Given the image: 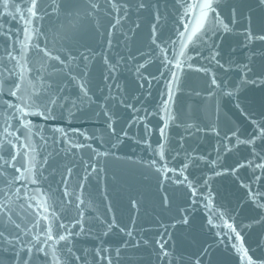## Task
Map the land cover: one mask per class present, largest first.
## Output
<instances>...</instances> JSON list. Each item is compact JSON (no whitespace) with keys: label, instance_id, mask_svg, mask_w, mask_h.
<instances>
[{"label":"water","instance_id":"water-1","mask_svg":"<svg viewBox=\"0 0 264 264\" xmlns=\"http://www.w3.org/2000/svg\"><path fill=\"white\" fill-rule=\"evenodd\" d=\"M198 2L39 0L26 25L15 8L26 12L30 0L7 9L0 0V232L12 241H0V264H247L238 249L264 261V209L249 198L251 188L264 204V169L255 168L264 160L253 154L264 157V139L250 147L232 136L264 126V85L245 82L264 72V42L247 39L264 34V6L214 0L205 34L182 56L198 16L185 11ZM33 92L65 98L55 119L9 107ZM48 225L56 239L44 243ZM157 241H167V256Z\"/></svg>","mask_w":264,"mask_h":264},{"label":"snow or ice","instance_id":"snow-or-ice-1","mask_svg":"<svg viewBox=\"0 0 264 264\" xmlns=\"http://www.w3.org/2000/svg\"><path fill=\"white\" fill-rule=\"evenodd\" d=\"M10 3V0H2V6L3 8L7 9L8 8V5ZM39 3V0H30V3L28 4L27 6V9H26V12H22L21 9L19 7H16L15 8V11L17 13H20V18L21 20H23L25 22L26 25H31L32 24V20L34 18H37L38 15H39V12H38V8H37V5ZM213 3H214V0H203V2H198V3H195V4H189L186 11H185V15H188L189 13H191L193 10H198V16H197V19L195 21V26L193 28H191L190 32L188 29H186L185 31L186 32H189V34L184 38V40H182L181 44H182V50H181V53L180 55H184V51L183 49L184 48H187L188 46V43L190 42H193V37H196L199 35H203L205 34V25H206V22L207 23H211V19H210V14L212 13H215L216 10L215 8L213 7ZM258 4L261 5V6H264V0H258ZM139 7L140 8H144L145 7V4L144 3H140L139 4ZM15 18V17H14ZM119 22V21H117ZM215 22L217 24L221 23L220 19H219V16L218 14H216L215 16ZM224 29L226 31H230V29L228 28V25H223ZM31 28L30 27H26L25 28V33H26V37H25V40L26 42L22 45V52L26 55L28 50H29V43L31 41ZM183 35V34H182ZM247 39L249 41H261V42H264V34H260V35H253L252 32H248L247 33ZM109 44H111V41H109ZM34 47L37 48L38 51H44V50H40L39 49V45H35ZM44 55H47V56H50L51 54L48 53L47 51H44ZM9 57L13 60L16 59L15 56H12L11 53H9ZM54 59H57V60H60V57H53ZM85 59H87V57H84ZM213 59H215V55L212 57ZM61 63H63V61H60ZM170 63V61H169ZM141 67H143V65H141ZM175 67L176 69H181L182 68V62L177 60L176 64H175ZM189 67H191V65H189ZM245 69L247 70V72H252L253 69L251 67H249L248 65H245L244 66ZM109 69H110V72H115L116 71V67L113 66V65H109ZM26 71H30V69H28L26 67V65H21V72H26ZM137 71H139V69H137ZM0 75H3V73H0ZM107 79V77H106ZM179 72H173L172 73V79L169 83V92H168V101L169 103L165 105V111L168 112L169 111V108H170V102L173 100V85L174 84H177L179 82ZM246 83H250V84H253V85H264V72H260V73H257V78L256 79H251V80H245ZM216 81L213 80V84H215ZM111 87V86H109ZM117 88H119V85L117 84L116 85ZM80 88L81 90L83 91V94L84 96L86 97L88 95V92H87V89L85 88V85L84 84H80ZM20 91V84L17 83L15 85V90L12 91L10 94L12 96H17V93ZM228 95H232V93H228ZM65 98L64 97H49L47 94H44L43 96L41 95V93L39 92H33L32 95H30L24 102H23V107L19 106V105H9V107H16V110L20 113H22V116L23 117H27V116H30V115H36V116H40L44 119H55V117L52 115V112H53V108L59 106L61 108L64 107V104L63 103H58L59 101H64ZM66 102V101H65ZM76 104L75 102H73V107H75ZM255 123V121H254ZM23 128L25 129H28L29 133H31V130H32V121H29V120H25L23 125H22ZM165 127H167V125H165ZM199 130V129H198ZM5 131H7V129H5ZM57 131H61L63 132L62 129H57ZM215 131V130H214ZM9 135H12V133H8ZM66 135V133H65ZM161 135L163 136L164 135V129H161ZM217 135H219V133H217ZM232 136L233 137H237V144H243V145H248V146H253V145H256V142L257 140H262L264 139V126H262L260 123H255V134L247 139H240L238 136H237V133L234 131L232 133ZM30 138V137H29ZM41 139H43V137H41ZM9 145H11V141H8ZM76 147H82L83 145H75ZM0 147H3V144H0ZM12 147H15L14 145H12ZM27 147V145H26ZM163 147V146H161ZM253 154L257 155L258 158L264 160V157H259V154L258 153H255V149L253 148ZM16 155H19L18 153ZM16 155H14L12 157L13 160L16 159ZM253 166L252 165V162L249 161L247 163H241L239 165V167L243 168V167H251ZM255 168H258V169H264V163H259V164H256L255 165ZM29 172L31 171V169H27ZM17 171H19V169H17ZM93 171H95V169H93ZM235 171V169H234ZM69 172H71V169H69ZM217 175H220L221 173H216ZM257 180L260 179L259 176L256 177ZM32 183H37V180L35 178L32 179ZM19 191V190H17ZM249 193H250V200H253L254 203H256V206L258 208H261V209H264V204L262 203H259L257 200H256V193H253L252 192V189L249 188ZM67 194V193H65ZM167 198L165 197V202H166ZM82 203V201H81ZM133 206H135V202H133ZM41 207L44 208V211L47 212L48 211V208L44 205V204H41ZM53 216H55V213H53ZM45 220H48V217L45 216L44 217ZM184 224H188V218L185 216L183 218V221H182ZM209 223H211V220L209 221ZM15 227L19 228V225H15ZM111 227L112 225H109V231H111ZM229 229L232 231V232H235L236 233V237L238 239L241 240V243H242V237H240V234L239 232H236V229L235 227H233V225L229 224L228 225ZM121 231H123V229H121ZM107 235V233H105ZM69 235H71L69 233ZM128 235L131 236L132 233L131 232H128ZM37 241L39 242V237L36 238ZM53 239H56V237L53 236L52 234V227L51 225H48L47 227V236H46V239L44 241V243H47V241L49 240H53ZM68 237L65 236V235H59L58 236V241H65L67 240ZM0 241H6L7 243H12L11 240H7V238L4 236V233L3 232H0ZM140 242L139 241H136V244L138 245ZM144 243H147V241H144ZM160 249L164 250L165 249V244L167 243V241H164V242H160V241H157ZM28 253L30 254L31 253V248H29L28 250ZM38 252H44V249L43 248H38L37 249ZM238 251H243L244 253V256L247 257V264H264V261H254L250 256H247V250L246 249H238ZM164 256H167L168 255V252L166 250L163 251L162 253ZM45 255H47V253H45ZM54 255V253H53ZM55 261H56V264H59V258H55ZM27 264V262H26ZM110 264V262H109ZM197 264H199V262H197Z\"/></svg>","mask_w":264,"mask_h":264}]
</instances>
